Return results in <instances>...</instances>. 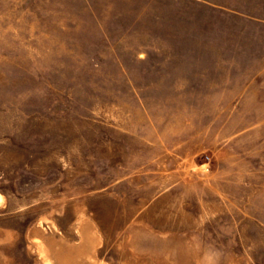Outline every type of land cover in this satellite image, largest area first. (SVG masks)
Returning <instances> with one entry per match:
<instances>
[{
  "label": "rangeland",
  "instance_id": "rangeland-1",
  "mask_svg": "<svg viewBox=\"0 0 264 264\" xmlns=\"http://www.w3.org/2000/svg\"><path fill=\"white\" fill-rule=\"evenodd\" d=\"M0 264H264V0H0Z\"/></svg>",
  "mask_w": 264,
  "mask_h": 264
},
{
  "label": "trees",
  "instance_id": "trees-1",
  "mask_svg": "<svg viewBox=\"0 0 264 264\" xmlns=\"http://www.w3.org/2000/svg\"><path fill=\"white\" fill-rule=\"evenodd\" d=\"M200 4H202V3H200ZM205 6H207V7H212V8H215V6L214 5H209L210 3H203Z\"/></svg>",
  "mask_w": 264,
  "mask_h": 264
}]
</instances>
